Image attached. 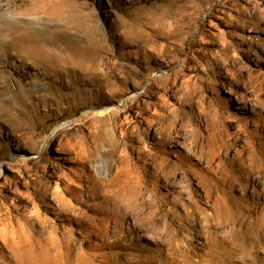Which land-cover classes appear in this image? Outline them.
<instances>
[{"label":"rangeland","instance_id":"obj_1","mask_svg":"<svg viewBox=\"0 0 264 264\" xmlns=\"http://www.w3.org/2000/svg\"><path fill=\"white\" fill-rule=\"evenodd\" d=\"M1 4L0 264H264V0Z\"/></svg>","mask_w":264,"mask_h":264},{"label":"bare ground","instance_id":"obj_2","mask_svg":"<svg viewBox=\"0 0 264 264\" xmlns=\"http://www.w3.org/2000/svg\"><path fill=\"white\" fill-rule=\"evenodd\" d=\"M2 4H1V0H0V11L2 10ZM259 8V7H258ZM256 10V9H255ZM260 13V12H259ZM264 13V12H263ZM261 13V14H263ZM260 14V16H261ZM27 16H36L38 15V10H32L31 12H28L27 14H25ZM259 15V14H257ZM250 16V15H249ZM251 18V17H250ZM254 18V17H253ZM257 18V17H256ZM21 19V18H20ZM251 20V19H250ZM258 21V20H257ZM49 23V22H48ZM247 23V22H246ZM254 23V21H253ZM20 21L19 18H17L16 14H11V16L6 17L5 13L0 14V52H2L3 47H5L6 45H9V39L10 37H20V39L25 38V39H30V40H34L32 42H36L37 44H41L43 43H48V44H52V42H54V38L56 37L55 35H57V31L55 30V26L50 25V24H42L41 28L36 27L37 23L33 20H27L26 21V25L27 29H35L36 33L34 34H30L28 32H26L25 30L21 29V27L19 26ZM244 24V23H243ZM41 25V24H40ZM55 25V24H54ZM253 25V24H252ZM39 26V25H38ZM246 26V25H245ZM258 27V24H254L253 27ZM260 27V26H259ZM261 28V27H260ZM258 28V29H260ZM63 32V31H62ZM14 33V34H13ZM20 33V35L18 34ZM13 34V35H12ZM17 34V35H16ZM13 39V38H12ZM14 40V39H13ZM12 40V41H13ZM11 41V40H10ZM28 42V40H27ZM14 43V42H12ZM56 43V42H55ZM14 44H12L13 46ZM44 45V44H43ZM55 45V44H53ZM11 46V45H10ZM18 46V44H17ZM37 46V45H36ZM21 47V46H20ZM44 47V46H43ZM58 46H56L57 48ZM36 48V47H35ZM55 48V49H56ZM61 50V47H59ZM20 49V48H18ZM42 49V47H41ZM65 50V49H64ZM67 50V49H66ZM57 51V50H56ZM61 55V53L59 54ZM31 56V55H29ZM32 57V56H31ZM10 58V56H9ZM99 168V167H98ZM213 249L215 248V244L212 246Z\"/></svg>","mask_w":264,"mask_h":264}]
</instances>
